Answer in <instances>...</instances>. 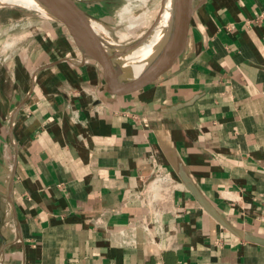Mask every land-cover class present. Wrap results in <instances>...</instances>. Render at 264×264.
<instances>
[{
    "label": "crops",
    "instance_id": "1",
    "mask_svg": "<svg viewBox=\"0 0 264 264\" xmlns=\"http://www.w3.org/2000/svg\"><path fill=\"white\" fill-rule=\"evenodd\" d=\"M53 26L0 80V264H264L263 245L181 184L155 135L163 125L220 213L264 236V0H213L166 75L99 104Z\"/></svg>",
    "mask_w": 264,
    "mask_h": 264
},
{
    "label": "water",
    "instance_id": "2",
    "mask_svg": "<svg viewBox=\"0 0 264 264\" xmlns=\"http://www.w3.org/2000/svg\"><path fill=\"white\" fill-rule=\"evenodd\" d=\"M31 1L43 14L65 29L81 56L79 62L90 66V82L95 88L96 104L132 95L166 75L182 54L194 20L213 2L179 0L174 7L172 28L168 34L150 44L149 39L159 28L166 0H160L156 18L144 34L123 43L113 40L104 33L99 25V19L88 10L89 5L99 4L103 0ZM101 85H105V90L100 87ZM176 108L177 105L167 108L166 111H173ZM162 126L157 127L155 132L157 142L171 172L181 184L223 228L243 241L264 246V236L239 227L208 200ZM163 173L161 168L155 169L146 182V187Z\"/></svg>",
    "mask_w": 264,
    "mask_h": 264
},
{
    "label": "rangeland",
    "instance_id": "3",
    "mask_svg": "<svg viewBox=\"0 0 264 264\" xmlns=\"http://www.w3.org/2000/svg\"><path fill=\"white\" fill-rule=\"evenodd\" d=\"M172 1L171 8L174 4ZM159 4L160 0H103L99 4L89 5L88 10L99 19L102 31L113 40L123 43L144 34L156 18ZM123 7H126L128 12L120 15ZM53 25L59 24L45 14L42 16L39 11L0 7V80L5 76L4 72L10 78L14 54L20 56V53L39 49L40 47H36V41L51 32ZM121 36L124 38L120 40Z\"/></svg>",
    "mask_w": 264,
    "mask_h": 264
},
{
    "label": "bare ground",
    "instance_id": "4",
    "mask_svg": "<svg viewBox=\"0 0 264 264\" xmlns=\"http://www.w3.org/2000/svg\"><path fill=\"white\" fill-rule=\"evenodd\" d=\"M178 1L179 0H173L172 2L174 4L171 8V6H170L171 0H166V5L163 7V10H162L163 13H162L161 20L159 23V28L154 33V35L149 39L150 44L156 42L159 38L163 37L165 34H168L169 30L172 28L173 20H174V13H175L174 7L177 6L176 3H178ZM5 6H7V7L8 6L9 7H20V8H24L27 10L41 12L39 10V8L31 0H0V7H5ZM127 12H128V9L126 7H123V10L120 13V15H123L124 13L126 14ZM41 15L44 16V14L42 12H41ZM127 17L128 16H126V18ZM104 33H106V32H104ZM124 36H121L119 39L121 40V38H124Z\"/></svg>",
    "mask_w": 264,
    "mask_h": 264
}]
</instances>
